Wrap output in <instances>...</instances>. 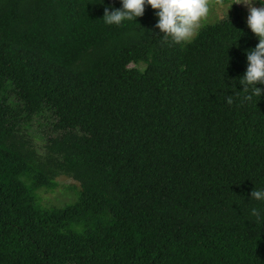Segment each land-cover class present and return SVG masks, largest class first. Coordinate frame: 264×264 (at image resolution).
<instances>
[{
    "label": "trees",
    "instance_id": "16d2710c",
    "mask_svg": "<svg viewBox=\"0 0 264 264\" xmlns=\"http://www.w3.org/2000/svg\"><path fill=\"white\" fill-rule=\"evenodd\" d=\"M106 7L120 0H0V264H264L243 12L175 44L150 6L120 26ZM44 112L40 150L28 126ZM60 177L77 199L41 205Z\"/></svg>",
    "mask_w": 264,
    "mask_h": 264
},
{
    "label": "clouds",
    "instance_id": "9594fccd",
    "mask_svg": "<svg viewBox=\"0 0 264 264\" xmlns=\"http://www.w3.org/2000/svg\"><path fill=\"white\" fill-rule=\"evenodd\" d=\"M216 2L221 4L223 0ZM234 3L247 7V26L258 38L256 46L246 53L247 67L239 82L243 85L244 99L250 101L253 96L264 95V90L257 87V84L264 85V4L260 0H235L227 6L228 9ZM255 3L260 6H254ZM120 4V8L104 9L102 19L106 25L120 26L124 21H136L137 17L144 15L145 7L150 6L156 10L154 14L158 18L155 28L166 39L170 37L175 44L191 43L199 34L212 8V0H120ZM226 102L233 104L231 95ZM250 197L264 201V188L253 190ZM251 214L260 218V212L256 208L251 209ZM261 223L264 224V220Z\"/></svg>",
    "mask_w": 264,
    "mask_h": 264
},
{
    "label": "rangeland",
    "instance_id": "374dc122",
    "mask_svg": "<svg viewBox=\"0 0 264 264\" xmlns=\"http://www.w3.org/2000/svg\"><path fill=\"white\" fill-rule=\"evenodd\" d=\"M235 0H223L221 4H218L216 0H212V8L210 10L209 17L203 23V26L208 24L215 23L223 18H226L232 10L233 5H236L243 12L245 20H247L248 9L246 6L241 4H232L228 9V5ZM254 6L259 7L258 3H255ZM201 28V29H202ZM137 66L135 64L131 65ZM139 68H144L143 64L137 66ZM53 116L48 112H44L34 118V120L28 126V130L35 140L36 145L41 150V146L45 143L46 136L52 134L51 124L53 122ZM79 185L77 182L67 177L58 178V185L55 190H45L42 189L38 191V198L41 205L50 207L57 206L62 207L66 204L72 203L77 199Z\"/></svg>",
    "mask_w": 264,
    "mask_h": 264
}]
</instances>
